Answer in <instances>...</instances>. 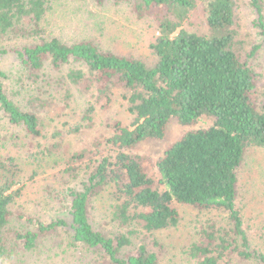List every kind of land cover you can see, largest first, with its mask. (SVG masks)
<instances>
[{"label":"trees","instance_id":"1","mask_svg":"<svg viewBox=\"0 0 264 264\" xmlns=\"http://www.w3.org/2000/svg\"><path fill=\"white\" fill-rule=\"evenodd\" d=\"M57 1L61 0H0V40H32L12 50L21 67L12 83L15 92L0 70L3 119L25 137L44 139L34 108L48 104L58 91H64L67 106L75 90L91 100L82 123L91 122L96 105L108 108L114 95L125 102L132 120L128 126H109L104 144L109 154L96 142L90 153H75L66 160L59 179L67 185L68 223L24 213L17 204L23 190L21 169L12 159L0 161V264L59 230L66 233L70 246L100 251L107 264H158L146 242L133 244V231L105 234L91 225V202L109 185L117 197L112 218L119 226L138 221L149 235L175 228L180 217L174 204L223 211L229 228L218 229L210 222L202 226L189 255L197 264H264V255L250 249L236 204L238 169L245 153L264 148V101H256L259 78L254 64L261 46L244 51L238 12L245 6L252 11L251 27L264 42V0H111L117 6L125 3L135 18L154 25L151 65L104 52L91 41L68 44L45 37L42 23ZM95 1L102 5L106 0ZM72 63L79 68L60 75ZM15 94L26 107L14 100ZM203 118L211 123L184 133L159 157L156 167L163 189H154L140 160L128 152L143 141L161 140L172 119L189 127ZM58 148L55 144L50 150ZM73 183L78 189L70 186ZM132 246L130 253L121 255Z\"/></svg>","mask_w":264,"mask_h":264},{"label":"rangeland","instance_id":"2","mask_svg":"<svg viewBox=\"0 0 264 264\" xmlns=\"http://www.w3.org/2000/svg\"><path fill=\"white\" fill-rule=\"evenodd\" d=\"M254 19L255 15L246 6L239 10L238 25L244 41V51H249L253 45L261 46L254 61L259 78L256 101L260 104L264 101V42L251 27ZM42 27L47 38L57 37L68 44L91 41L104 52L136 58L147 65L154 62L150 44L156 37L155 27L147 19L135 18L125 3L117 6L111 0H106L102 5L95 0L57 1L46 14ZM31 43V39L13 37L0 40V70L8 76L9 89L13 92L15 90L12 89V83L21 73V67L12 50ZM69 68L79 66L77 63L64 66L60 75H66ZM23 97L25 98L24 94ZM64 98V91H58L48 104L34 108L43 125L44 139L25 137L23 131L8 125L0 112V161L9 163V159H12L13 164L21 169L19 178L23 190L17 204L24 213L41 221L61 219L69 222L67 200L64 199L67 185L59 179L66 160L75 153H90L96 142L100 144V150L104 154H109L108 148L104 146L110 136L109 126L115 122L128 126L132 120V116L126 111L125 102L117 95L112 97L108 108L95 106L88 125L82 123L80 118L89 99L75 90L71 91L67 106L64 105ZM14 100L22 108L27 106L22 97L16 96ZM210 123V119L203 118L193 126L183 127L172 119L161 140L143 141L128 153L140 160L153 181V188L161 191L163 188L156 167L159 157L184 133L205 128ZM79 124L81 127L78 132H72L73 127ZM60 133L61 135H56ZM55 144L59 148L50 150ZM70 186L77 189L79 187L78 183ZM16 188L18 187L14 189ZM117 203L111 185L92 200L88 213L93 228L105 234L133 231V244L146 242L149 249L156 253L158 264H197V260L189 255V248L198 241L201 227L210 222L218 229L229 228L227 215L223 211H198L190 206L174 204L180 217L178 225L149 235L138 221L126 227L119 226L112 218L113 207ZM236 204L250 249L264 255V148H251L245 153L238 169ZM154 240L158 246L153 245ZM133 248H124L121 255L130 253ZM2 264H107V261L100 251L70 246L66 233L59 230L39 238L35 248L22 250ZM231 264L251 263L233 261Z\"/></svg>","mask_w":264,"mask_h":264}]
</instances>
